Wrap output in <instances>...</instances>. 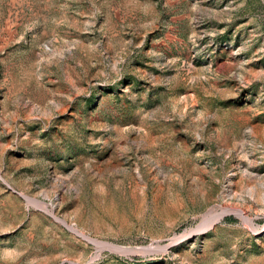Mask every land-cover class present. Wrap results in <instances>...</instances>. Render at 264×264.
<instances>
[{
  "label": "rangeland",
  "instance_id": "obj_1",
  "mask_svg": "<svg viewBox=\"0 0 264 264\" xmlns=\"http://www.w3.org/2000/svg\"><path fill=\"white\" fill-rule=\"evenodd\" d=\"M0 264H264V0H0Z\"/></svg>",
  "mask_w": 264,
  "mask_h": 264
},
{
  "label": "bare ground",
  "instance_id": "obj_2",
  "mask_svg": "<svg viewBox=\"0 0 264 264\" xmlns=\"http://www.w3.org/2000/svg\"><path fill=\"white\" fill-rule=\"evenodd\" d=\"M51 206H52V204H51ZM44 208H46V207H44ZM227 211H228L227 209H222V208H220V209L219 208L210 209L208 212H206L203 215L201 222L198 224L197 228L194 229V230L202 231V230H205L207 228H210L212 225H214L216 222H218L222 218V216L225 215V213ZM234 212H235V214H237V216L242 217L241 213H239L238 211H234ZM55 218L57 220H59L61 223H63L64 225H66L67 227L71 228L72 231L74 230L75 232H77V234L87 238L89 241H92L93 243H97L98 242L94 238L88 237V236L84 235L83 233H80V232L76 231V229L73 226L67 225L66 222L63 219H60V218H58L56 216H55ZM102 244H104L106 247H108L109 250L118 251V253H120V252H122V253L126 252L127 253V251H130V248L126 247V246L117 245V244H113V243H110V242H103Z\"/></svg>",
  "mask_w": 264,
  "mask_h": 264
}]
</instances>
